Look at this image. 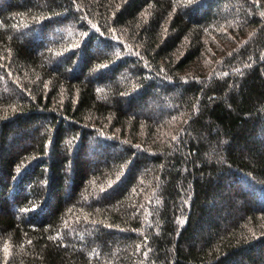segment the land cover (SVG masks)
I'll return each instance as SVG.
<instances>
[{
    "label": "trees",
    "instance_id": "16d2710c",
    "mask_svg": "<svg viewBox=\"0 0 264 264\" xmlns=\"http://www.w3.org/2000/svg\"><path fill=\"white\" fill-rule=\"evenodd\" d=\"M0 264H264V0H0Z\"/></svg>",
    "mask_w": 264,
    "mask_h": 264
}]
</instances>
